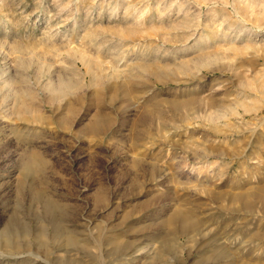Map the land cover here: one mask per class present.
<instances>
[{"label":"rangeland","instance_id":"1","mask_svg":"<svg viewBox=\"0 0 264 264\" xmlns=\"http://www.w3.org/2000/svg\"><path fill=\"white\" fill-rule=\"evenodd\" d=\"M257 189L264 0H0V264H264Z\"/></svg>","mask_w":264,"mask_h":264},{"label":"bare ground","instance_id":"2","mask_svg":"<svg viewBox=\"0 0 264 264\" xmlns=\"http://www.w3.org/2000/svg\"><path fill=\"white\" fill-rule=\"evenodd\" d=\"M97 125H100L98 123ZM96 126V125H95ZM250 197L256 201L259 205V211L264 213V189H257L255 191L250 192ZM239 201L241 203V208L251 215H254L256 212L253 206V203L250 201L248 197L242 196L239 197ZM197 223L189 218L187 215L180 214L174 217L171 221V226L175 232L182 233L186 236L187 240H190V234L196 233L198 235L201 234V227H196ZM197 231H196V230Z\"/></svg>","mask_w":264,"mask_h":264}]
</instances>
